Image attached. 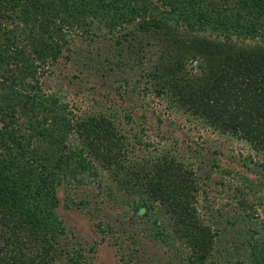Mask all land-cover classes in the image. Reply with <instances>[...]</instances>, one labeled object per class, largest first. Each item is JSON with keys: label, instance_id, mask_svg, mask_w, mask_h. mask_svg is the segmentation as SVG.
<instances>
[{"label": "trees", "instance_id": "obj_1", "mask_svg": "<svg viewBox=\"0 0 264 264\" xmlns=\"http://www.w3.org/2000/svg\"><path fill=\"white\" fill-rule=\"evenodd\" d=\"M134 26L163 40V56L171 52L158 68V94L264 151V48L239 45L264 41V0H0V264H92L58 221L57 190L98 166L135 193L139 214L154 213L155 224L166 213L172 219L149 234L171 249L166 260H144L136 247L122 253L127 264H264L263 228L221 208L201 219L190 169L167 157L133 158L130 136L110 116L70 117L65 103L36 86L40 69L69 50L71 32L110 37ZM184 46L193 58L222 54L220 72L200 62L205 69L194 77L176 73Z\"/></svg>", "mask_w": 264, "mask_h": 264}, {"label": "rangeland", "instance_id": "obj_2", "mask_svg": "<svg viewBox=\"0 0 264 264\" xmlns=\"http://www.w3.org/2000/svg\"><path fill=\"white\" fill-rule=\"evenodd\" d=\"M119 32L110 37L99 29L91 34L71 32L69 50L40 69L36 86L65 103L70 117L110 116L130 136L129 155L133 158L152 162L159 157L163 164L167 157L190 169L197 183L194 204L201 219L213 220V211L221 208L225 215L245 216L244 225L255 224L264 230V151L243 134L223 132L214 122L175 105L167 93L158 94L154 86L163 85L158 68L171 52L165 51L163 56V40L153 33L144 35L137 26ZM120 34H126V43H118ZM176 44L165 41L170 48ZM246 44L264 48V41L258 44L254 39L239 45ZM184 48L174 61L176 73L194 77L205 69L200 62L214 74L220 72L222 54L212 60L199 55L193 58V52ZM169 90L173 88L164 87ZM139 181L145 182V178ZM130 194L101 166L96 174L85 173L58 188V221L65 225L71 246L92 256V264H127L122 253L136 247L144 260H166L171 249L151 241L149 234L161 230V221L172 220L170 214L161 215L155 224L154 213L139 214L133 202L136 195ZM242 197L248 200L245 209L238 201Z\"/></svg>", "mask_w": 264, "mask_h": 264}]
</instances>
